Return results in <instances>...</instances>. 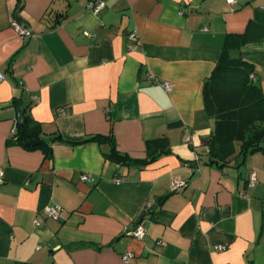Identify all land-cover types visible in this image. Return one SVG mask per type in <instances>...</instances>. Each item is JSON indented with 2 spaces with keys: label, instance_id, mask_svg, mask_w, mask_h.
<instances>
[{
  "label": "crops",
  "instance_id": "obj_1",
  "mask_svg": "<svg viewBox=\"0 0 264 264\" xmlns=\"http://www.w3.org/2000/svg\"><path fill=\"white\" fill-rule=\"evenodd\" d=\"M95 1L0 0V264H264V153L239 166L236 143L226 165L210 163L203 99L230 34L249 37L234 54L264 91V0H101L94 12ZM19 107L51 157L7 143ZM93 135L135 159L147 140L170 150L124 165L108 140L82 142ZM52 203L62 218L45 215Z\"/></svg>",
  "mask_w": 264,
  "mask_h": 264
},
{
  "label": "trees",
  "instance_id": "obj_2",
  "mask_svg": "<svg viewBox=\"0 0 264 264\" xmlns=\"http://www.w3.org/2000/svg\"><path fill=\"white\" fill-rule=\"evenodd\" d=\"M247 42L250 39L246 34L227 35L214 70L204 80V108L215 120L214 130L207 141L209 162L220 166L226 165L235 155L236 143L239 144L236 157L241 159L239 166L243 165L248 156L257 152L264 153V91L251 77L254 73L253 64L234 54ZM19 113L23 116V122L20 123L19 117L16 118L15 131L7 143L19 144L28 150L41 148L51 157V141L43 136L42 124L32 117L26 107H22ZM179 124L172 123L173 126ZM31 140L37 144H28ZM106 140L110 145L107 156L124 165L138 164L145 167L170 150L166 137L147 140V156L144 159H135L119 151L112 135H93L82 142Z\"/></svg>",
  "mask_w": 264,
  "mask_h": 264
},
{
  "label": "built area",
  "instance_id": "obj_3",
  "mask_svg": "<svg viewBox=\"0 0 264 264\" xmlns=\"http://www.w3.org/2000/svg\"><path fill=\"white\" fill-rule=\"evenodd\" d=\"M228 3L230 4H234L236 3V0H226ZM105 5V3L101 0L95 1L94 3H92V9L94 12H98L101 8H103ZM18 33L20 34V36L22 37H31L33 36V31L30 29H27L26 27H24L23 25L19 24L18 22L14 23ZM129 37L131 39H135L137 38V32L135 30H133L130 34ZM252 78L255 80V77L252 76ZM4 79V75L2 72H0V82ZM162 86L165 89H170V83L167 81L161 82ZM62 113H65L64 110H62ZM15 131V126L14 129L12 131V133H14ZM81 180H92L91 176H89L88 174H83L81 177ZM118 180V179H117ZM3 181V170L0 168V182ZM257 182V175L256 172L251 171L248 175V183L250 186H254ZM186 186V182L184 180H177L174 183V188L175 189H181L183 187ZM44 213L46 216L48 217H53V218H62V212H63V207L59 204H49L46 207H44L43 209ZM35 223H38L37 220H35ZM134 236L138 237V238H143L145 235V231L142 228H136L133 233ZM133 253L132 252H126L123 254V259L124 261H129L131 258H133Z\"/></svg>",
  "mask_w": 264,
  "mask_h": 264
},
{
  "label": "water",
  "instance_id": "obj_4",
  "mask_svg": "<svg viewBox=\"0 0 264 264\" xmlns=\"http://www.w3.org/2000/svg\"><path fill=\"white\" fill-rule=\"evenodd\" d=\"M15 18H16V20H17V22H18L19 24H21V25H24V24H25L24 20H23L21 17L18 16L17 12L15 13ZM21 110H22V107H19L18 111L20 112ZM18 117H19V122L22 123V122H23V116H22V114L19 113V116H18ZM28 144H30V145H36L37 142H36L35 140H31ZM154 208H155V207H152V208H149V209H147V210H144V211L141 213L140 218H141L143 215H145L146 213L151 212Z\"/></svg>",
  "mask_w": 264,
  "mask_h": 264
}]
</instances>
